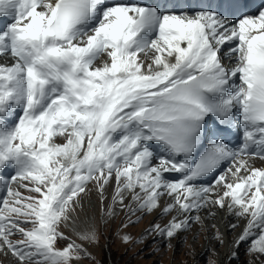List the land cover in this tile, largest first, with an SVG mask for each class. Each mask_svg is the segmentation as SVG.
<instances>
[{"label": "snow or ice", "instance_id": "obj_1", "mask_svg": "<svg viewBox=\"0 0 264 264\" xmlns=\"http://www.w3.org/2000/svg\"><path fill=\"white\" fill-rule=\"evenodd\" d=\"M227 15L235 13L178 15L106 0H0V17L10 18L0 29V57L14 58L0 64V170L13 168L10 181L29 180L23 187L36 194L23 197L0 179L13 197L0 202V252L17 264H72L85 250L74 242L57 249V240L66 239L58 227L89 182L103 195L115 178L114 204L123 205L128 194L136 210L151 212L163 195L172 197L164 214L175 208L183 218L155 225L162 237L199 221L193 213L207 205L223 208L230 199V209L251 217L236 246L256 229L250 251L264 254V168L238 160L264 158V11L240 13L237 23ZM230 41L235 46L224 55L234 58L233 67L219 55ZM101 57L107 59L96 66ZM234 108L242 116L243 145L233 150L211 140L205 146L209 121L227 123ZM225 161L233 162L236 182L220 175L216 183L224 190L212 199L213 188L197 181ZM166 172L181 178L171 182ZM81 239L94 241L95 231Z\"/></svg>", "mask_w": 264, "mask_h": 264}, {"label": "rangeland", "instance_id": "obj_2", "mask_svg": "<svg viewBox=\"0 0 264 264\" xmlns=\"http://www.w3.org/2000/svg\"><path fill=\"white\" fill-rule=\"evenodd\" d=\"M54 142L61 144L64 143V140L62 137H55ZM25 184L29 185L31 184V182L29 180L19 179L12 190L19 191L23 197L36 195L35 193L29 192L25 187H23V185ZM94 191L95 190L93 187H86L85 191L79 194L77 202L74 205L75 210L70 212L69 220L66 222H62L58 227V231L61 232L63 236L66 237V239L57 240L55 244V247L57 249H63L70 242H74L75 244L81 245L85 250L84 252H82L83 254L80 253L81 258L72 260V264L74 261H80L83 264H195V259L199 258V254L197 256V251L200 246L198 243L204 240V237L201 235V230H204V228L202 227L203 224H201V222L198 223L197 221L193 226L194 228H191L188 234L179 231L177 233L183 235H175L174 237L170 238L167 241H163L162 243L159 242L160 240L158 239L153 240V236L150 234L151 232L147 229L152 220H160L162 223H165L168 220L169 215L164 214V212L162 215L161 212L159 214L154 210V215H152L153 219L151 221H147L146 219L149 214H146L145 210H136L138 208V206H136L134 214L132 213V217L127 218V216L124 217L118 214L113 217V221H107V223L105 222L104 225L99 220L97 214L96 220L94 218L96 225H94V221L89 215L91 213V210L93 211L94 207ZM7 200L11 202L13 200V197L9 196L7 197ZM101 207H99L98 209L99 213H102L103 206ZM84 217L87 223L92 227L89 232L91 230L95 231L96 239L94 241L88 242V240L81 239V236L84 234L82 225L83 221L81 220H83ZM110 223L112 224V227ZM22 226L31 227L30 224ZM195 228H197V230H194ZM193 231H195V233ZM108 235L111 236V238ZM125 236L129 237L127 242H125ZM20 238L21 237L19 236V234L11 237L14 242L15 240ZM173 242H175V244ZM220 243L221 241L219 242V244L217 243L216 250L213 253L209 254L208 252L205 256H201V260L198 264H215L213 260L217 255V252H220ZM0 253V264H17L16 258L12 256L11 253ZM75 255L76 254L73 253V256ZM237 255L239 256L240 260H246L244 264H252L253 257H250L247 252L241 251L237 253ZM3 258H7L9 262H7V260H4ZM257 258L259 259V257Z\"/></svg>", "mask_w": 264, "mask_h": 264}, {"label": "bare ground", "instance_id": "obj_3", "mask_svg": "<svg viewBox=\"0 0 264 264\" xmlns=\"http://www.w3.org/2000/svg\"><path fill=\"white\" fill-rule=\"evenodd\" d=\"M170 14H178V15H180V14H188V15H191V11L184 10V8H183L180 11L172 12ZM9 21H10V18L0 17V22L3 24V27L4 28H5L6 23H8ZM235 43H236L235 41L226 42L224 45H222L223 52H225V51L228 52L231 47L235 46ZM154 54H155L154 51L148 52V61L147 62H150L151 61V57ZM105 59H107V57H101L100 60H98L96 62V66H102V64H103V62H104ZM12 62H14V58H12L11 56L5 55L4 57H0V64H11ZM231 63H232V65L235 66V64H234V58L232 59ZM227 66H229V65H227ZM236 82H239V81L237 80ZM151 143H154V142H151ZM153 151H154V155H159V154L162 153V151L157 146H155V148L153 149ZM158 163H159V160L158 159H156V160L153 161V164L154 165H156ZM12 186H11V188H12ZM29 186H31V184H29ZM87 187H91V188L93 187L94 190H95L94 191V195H93L94 207H93V211L91 210V213L89 214L91 216L92 220L94 221V225H96L95 224L96 223L95 220H96V215L97 214H98L99 220L104 225L105 222L107 223V221H113V217L116 216V215H118V214H120V215H122L124 217L127 216V218L128 217H132L133 216L132 213L135 211L136 206H138L137 203L128 194H125V200H124V204L123 205H121L119 203H116V204L113 203V196L115 194L116 187H117V182H116L115 178H113L112 180H110L109 183L104 186L103 195H101V191H100V189H99V187H98V185L96 184L95 181L90 182ZM213 190H214V194L211 195V197H212V199H215V198H217L218 193H217V191H216L215 188H213ZM87 194H88V192H87ZM165 201H167V200L162 196L160 198L159 202H158L159 203V206L157 207V209H155V212H158V211L159 212H163V208L167 207V205L164 203ZM229 203H230V199H225V206L223 208H221V209H219L217 205L209 204V207H207L205 211H203L202 213L198 214V216L200 217V220L198 221V223L201 222V224H203L202 227L204 228L203 231L201 230V235L204 237V240L202 242L200 241L198 243L200 245L199 246V249L197 251V256L199 254V258L198 259H195V264H198L199 263V261L201 260L200 259L201 256H205L208 252H209V254L213 253L216 250L217 243L219 244L220 241H221V243H220L221 244V248L219 250L220 252H217V255L215 256V258L213 260L215 264H244L246 262L245 259H243V260L241 259L240 260L239 256L237 255V253L243 251V248L241 247L242 242L239 243V246L238 247L236 246V244H237L238 238L241 236V234L244 232L246 226L248 225V222L251 219V217L248 218L245 222H244V220H242L241 222L235 221L238 218L237 212L239 211V209L238 208H236V209H230L228 207V204ZM101 206H103V210H102V213H99V210L98 209ZM110 208L112 209V214L111 215L107 214L108 213V209H110ZM145 213L146 214H149V216L147 217V219H146V217H145V219L147 221H151L153 219L152 218V215H154V210L151 211V212L145 210ZM94 218H95V220H94ZM172 219L169 220L167 223H162L160 220H155V221L152 220L151 221V223L149 224L147 230L151 232L150 234L153 236V240L158 239V240H160L159 242L162 243L163 241H167V240L170 239V238H168L166 236L162 237V236L158 235V233L156 231H153L152 229L154 228L155 225H159L161 228H163L166 225H168L169 222L172 221ZM81 221L84 222V223L82 222L84 233L86 231H89L92 228L87 223V221L85 220V217ZM236 223H237V227L236 228H233V227L236 226L235 225ZM111 227H112V224H111ZM197 227H198V225H197ZM194 230H197V228H195ZM231 230H234V231H233V233L230 236V231ZM189 232L186 231L184 233L185 234L186 233L188 234ZM193 232L195 233V231H193ZM256 233H257L256 229H253V235H255ZM176 235L177 236H180V235H183V234L177 233ZM109 237L111 238V236H109ZM250 238L247 241H250ZM112 239H114V238H112ZM173 243L175 244V242H173ZM100 244H101V242H100ZM252 246H248V251H249L248 252V255L250 257H253L252 264H264V259L263 258H260V254L258 252L250 251V249L252 248ZM185 251H186V249H185ZM233 252L235 253V256L232 255ZM257 257H259V259ZM194 258H195V256H194ZM3 259L4 260H7V262H9V260L7 258H3ZM178 261H179V259H178ZM73 264H83V263H81L80 261H74Z\"/></svg>", "mask_w": 264, "mask_h": 264}]
</instances>
